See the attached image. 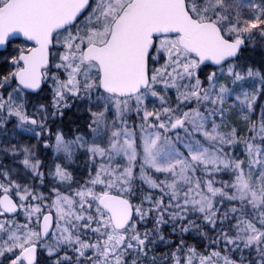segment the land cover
I'll list each match as a JSON object with an SVG mask.
<instances>
[{"label": "snow or ice", "instance_id": "1", "mask_svg": "<svg viewBox=\"0 0 264 264\" xmlns=\"http://www.w3.org/2000/svg\"><path fill=\"white\" fill-rule=\"evenodd\" d=\"M0 264H264V0H0Z\"/></svg>", "mask_w": 264, "mask_h": 264}]
</instances>
